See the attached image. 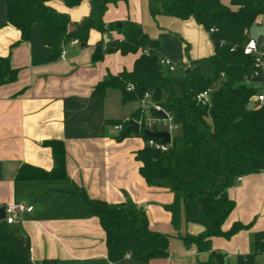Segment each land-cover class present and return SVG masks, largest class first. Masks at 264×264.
Masks as SVG:
<instances>
[{
  "label": "crops",
  "instance_id": "crops-1",
  "mask_svg": "<svg viewBox=\"0 0 264 264\" xmlns=\"http://www.w3.org/2000/svg\"><path fill=\"white\" fill-rule=\"evenodd\" d=\"M220 2L236 9L230 0ZM48 5L66 13L72 23L91 11L88 0L73 7L62 0H50ZM124 20L139 23L148 37L157 41L145 50L178 63L174 72L184 71L185 61L214 53L210 36L201 24L191 17H152L148 0L109 3L104 24H121ZM263 20L264 14H260L255 22ZM121 38L114 29L106 33L91 29L86 45L69 41L64 44V58L60 53L53 58L51 48L42 42V26L33 23L28 39L22 38L20 30L7 23L5 0H0V57L9 58L10 66L17 69L13 82L0 85V208L7 203L32 206L9 228L28 239L33 264H134L130 257L114 263L107 259L105 233L98 217L87 213L84 192L90 199L109 204L132 201L144 211L151 230L168 236V255L146 264H209L211 252L223 253L224 264H239V256L252 253L254 234L264 232V172L242 176L227 189L235 207L225 218L222 230L228 231L236 222L247 228L230 237H211L210 251L199 252L195 244L186 246L178 235L197 234L203 228L185 222L183 214L179 227H173L171 214L163 207L172 202L173 195L165 188L149 187L140 177V163L134 155L145 138L133 132L116 139L120 132L111 122L132 118L140 102L123 104L120 90L113 87L103 94L94 92L96 85L109 76L132 71L143 53L142 49L126 54L105 51L107 41ZM97 46L100 59L92 56ZM259 48L264 50L263 45ZM255 86L264 95V78ZM256 95L251 99L254 107H263L264 100L258 103ZM177 129L176 125L175 132ZM49 140L63 145L64 177L17 178L22 165L46 172L57 166L50 146L44 144ZM254 264H264V252L256 255Z\"/></svg>",
  "mask_w": 264,
  "mask_h": 264
},
{
  "label": "trees",
  "instance_id": "trees-1",
  "mask_svg": "<svg viewBox=\"0 0 264 264\" xmlns=\"http://www.w3.org/2000/svg\"><path fill=\"white\" fill-rule=\"evenodd\" d=\"M49 1L5 0V5L7 23L19 29L22 38L28 39L33 23L42 26V42L51 48L53 58L60 53L61 46L72 39L77 38L81 45H86L91 29L102 33L114 29L122 35L121 40L111 39L105 43L108 52L135 53L157 44L137 22L124 20L120 27L116 22L104 24L107 5L118 0H88L89 16L74 23L66 13L51 8ZM62 1L73 7L83 0ZM230 4L236 9L222 5L220 0H148L152 17L172 16L180 20L191 17L201 24L210 36L214 53L190 61L191 65L182 75L175 76L174 72L159 66L154 51L143 52L135 60L132 71L109 76L94 90L103 94L108 87L117 88L123 104L139 101L148 92L151 100L173 116L178 129L166 150L149 146L146 141L150 137L143 127L138 132L127 130L129 120L138 119L139 109L130 119L111 123L122 126L118 140L133 132L145 138V144L134 155L140 163L138 173L149 187L165 188L173 195L172 202L163 205L171 214L173 227H179L182 214L185 222L202 226L197 234L178 235L186 246L195 244L199 252L210 251L211 237H230L248 227L236 222L228 231L222 230L225 218L235 207L227 189L242 176L264 172V106L247 109L248 102L259 94L260 88L255 83L263 81L264 72L253 76V58L241 50L250 38V26L257 16L264 14V0H230ZM98 47L92 55L94 59L102 57ZM16 77L17 69L10 66L9 58L0 57V85L13 82ZM244 77H248L250 83H244ZM128 84L133 85V90L127 88ZM207 88H213L208 108L198 105L195 98ZM150 111L156 114L153 109ZM44 144L50 146L57 166L46 172L22 165L17 178L64 177L62 143L49 140ZM82 195L87 213L98 217L105 233L106 256L110 262L128 254L134 264H146L150 259L168 255V236L151 230L144 211L132 201L109 204L90 199L84 192ZM254 235L252 253L239 256V264H254L256 255L264 252V232ZM0 264H33L28 239L14 234L5 220H0ZM209 264H224V254L211 252Z\"/></svg>",
  "mask_w": 264,
  "mask_h": 264
},
{
  "label": "built area",
  "instance_id": "built-area-1",
  "mask_svg": "<svg viewBox=\"0 0 264 264\" xmlns=\"http://www.w3.org/2000/svg\"><path fill=\"white\" fill-rule=\"evenodd\" d=\"M78 39H72L70 40V43L75 44L78 43ZM263 45L264 43L260 41L259 43H256L251 37L245 41V44L241 47V50L243 51L244 54L251 55L253 58V65H255V71L253 72V76L258 77L262 74L264 70V50H260L259 46ZM235 46L231 48L234 49ZM144 53H147V51L144 49ZM65 54V48L64 45L61 46L60 49V54L59 57L64 58ZM159 66L162 69H165L167 72H174L177 67L179 66L178 63L173 61L170 58L158 56L157 60ZM191 65L190 61H185L184 65L182 66L183 68H188ZM224 74L221 73V77ZM244 83H250L248 77H244L243 80ZM129 90H133V85L128 84L127 87ZM213 91V88H207L205 90L200 91L196 96V103L198 105H202L205 107H210L211 106V93ZM264 100V95L263 93L257 94L256 95V101L258 103H262ZM140 105H139V117L136 121L140 129L143 127L146 130L149 131H167L170 135V140L172 135L174 134V129L176 128V124L173 121V116L169 114L160 104H158L156 101L151 100V94L146 92L142 96L141 99H139ZM151 109L156 111L155 115L151 114ZM161 112V114H160ZM114 129L118 132L122 130V126L117 124L114 125ZM159 140H154V139H148L146 143L155 148V149H160V150H166L167 149V143H163L160 138ZM240 179V178H238ZM32 210V206H27L23 203H7L4 205V213L5 217L3 220L7 224L14 223L18 217L19 214L23 211L25 212H30ZM125 257H130V255L126 254Z\"/></svg>",
  "mask_w": 264,
  "mask_h": 264
},
{
  "label": "water",
  "instance_id": "water-1",
  "mask_svg": "<svg viewBox=\"0 0 264 264\" xmlns=\"http://www.w3.org/2000/svg\"><path fill=\"white\" fill-rule=\"evenodd\" d=\"M118 24V23H117ZM120 27L121 24H118ZM248 35L256 42L259 43L260 41H263L264 43V20L261 21L260 23L254 22L249 30H248ZM219 86L216 87V89ZM255 103L253 101H249L247 104V109H252L254 107ZM161 114V112H160ZM127 130H132V131H139L138 124L136 121L133 119L129 120V124L127 126ZM144 133L149 136L150 138H160L163 143H168L170 141V135L167 131H149L144 129ZM5 217L4 213V207L0 208V220H3Z\"/></svg>",
  "mask_w": 264,
  "mask_h": 264
},
{
  "label": "rangeland",
  "instance_id": "rangeland-1",
  "mask_svg": "<svg viewBox=\"0 0 264 264\" xmlns=\"http://www.w3.org/2000/svg\"><path fill=\"white\" fill-rule=\"evenodd\" d=\"M175 76H181L182 75V71L181 70H177L176 72L173 73ZM175 132V131H174ZM84 264V263H83ZM89 264V263H86Z\"/></svg>",
  "mask_w": 264,
  "mask_h": 264
}]
</instances>
